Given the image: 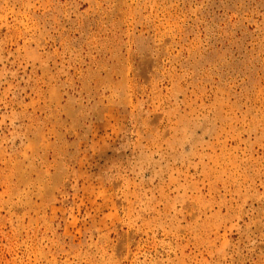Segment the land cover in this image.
<instances>
[{
  "label": "rangeland",
  "instance_id": "rangeland-1",
  "mask_svg": "<svg viewBox=\"0 0 264 264\" xmlns=\"http://www.w3.org/2000/svg\"><path fill=\"white\" fill-rule=\"evenodd\" d=\"M0 264H264V0H0Z\"/></svg>",
  "mask_w": 264,
  "mask_h": 264
}]
</instances>
